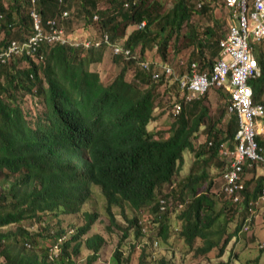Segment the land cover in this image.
I'll list each match as a JSON object with an SVG mask.
<instances>
[{"label":"trees","instance_id":"obj_1","mask_svg":"<svg viewBox=\"0 0 264 264\" xmlns=\"http://www.w3.org/2000/svg\"><path fill=\"white\" fill-rule=\"evenodd\" d=\"M67 1L59 4L56 0H41L38 4L41 18L66 8L68 15L63 27L69 33L71 16L81 15L91 20L95 13L100 28L110 31L106 33L111 41L121 35L120 27L125 30L128 25H139L142 21L145 25L131 30L123 44L136 55L134 59L111 56L115 72L107 84L101 82L97 71L89 68L90 64L107 58L104 43L85 49L42 41L31 54H11L0 63V264H80L82 247L91 251L85 255L84 264L95 261L104 238L99 233L83 236L99 216L97 211H88L96 191L104 197L103 211L110 224L121 228L116 223L119 214L127 223L122 237H127L130 230L133 232L130 245L133 251L140 248L136 239L146 237L142 230L146 229L143 213L147 209L151 210L152 222L158 225V235L164 242L173 229L195 255L217 248L216 257L220 258L232 235L242 228L248 216L245 212L250 213L249 202L259 201L264 175L257 172L255 165H244L240 174L244 186L240 201L244 206L239 205L240 201L222 199L219 186L214 187V184L220 185L224 167L220 145L224 141L231 145L237 129L235 114L226 113L229 104L226 93L220 87L210 86L203 95L185 102L178 95L175 80L171 89L176 88L180 113L172 116L167 129L150 130L147 126L154 120V109L159 104L155 85L165 78L164 69L149 63L145 70L135 62L146 59L144 51L155 41L157 54L178 76L189 74L191 63L196 64L198 71L208 70L219 58L218 40L225 31V21L211 18V3L203 0H173L172 6L163 13H156V4L150 0H141L128 8L123 7L121 0H106L102 9L97 5L100 0H74L77 1L75 8L81 5L75 11L67 6ZM219 1L225 4L224 0ZM0 7L1 51L11 37L22 42L32 29L26 0H0ZM227 13L225 7L224 15ZM180 35L191 50L174 66L170 62L172 54H177L174 45ZM257 58L262 74L250 81L254 101L260 96L264 100L262 46L258 47ZM129 69H133L131 79L126 78ZM155 72L159 73L156 80L152 77ZM25 95L35 97L43 108L33 114L25 109L22 104ZM218 99L223 100L221 107ZM200 128L204 130V141L194 145ZM256 140L264 146V135H256ZM185 150L193 152L194 161L179 181V197L175 199L184 204L169 212L174 215L172 221L167 218L169 214H161L156 200L160 191L161 195L166 194L163 187L171 185ZM212 159L220 168L214 179L206 169ZM174 186L166 189L173 196ZM259 210H264V202ZM236 213L241 216L238 225L221 241V229L215 227L220 228V219L226 223ZM61 215H79L84 222L72 231L71 228L53 229ZM260 217L264 221V214ZM31 223L38 224L36 231L31 229ZM38 240L45 242L43 249L26 248L38 245ZM54 244L58 246L59 258L49 261V249ZM119 245L113 251L112 264H131L129 255L124 257ZM147 249L148 245L143 244L136 264L150 261L173 264L165 255L153 258ZM194 264L231 262L218 259L213 263ZM245 264L264 262L255 258Z\"/></svg>","mask_w":264,"mask_h":264},{"label":"rangeland","instance_id":"obj_2","mask_svg":"<svg viewBox=\"0 0 264 264\" xmlns=\"http://www.w3.org/2000/svg\"><path fill=\"white\" fill-rule=\"evenodd\" d=\"M203 1H208V3H211V5L209 4L210 5L209 6L210 7L209 16L211 18L217 17L219 19H223L225 23L227 22V14L226 16L224 15L225 4L223 5V3H221L220 1L218 2V0H203ZM121 2L123 5V0H121ZM150 2H153L154 4H156L154 8V11L156 13H163L172 6L173 0H150ZM97 3H98L97 4L98 9H102V8H105L107 1L100 0ZM138 3L134 5H137ZM67 6L69 8L71 6L73 11H75V10H78L81 5L78 8H75L77 6V1L68 0ZM123 7L125 6L123 5ZM221 9H223L222 14H221ZM56 11L58 12L57 9ZM93 15H92L91 20H86L81 15L76 16V18L71 16L72 18L71 26L72 27L70 26L67 30L70 33V36L68 35L69 33H66L65 29H64V36L68 41L66 43H70V44L81 43L86 40H90L94 42V45L96 47L100 46L102 43L106 44L105 52H106L107 58L103 59V61H101L100 63L90 64L89 68L91 70L97 71L101 82L107 84L109 83L112 75L115 72L114 70L115 66L113 62L111 61V56H113V54L122 56L121 54H115L113 52L112 44H118L120 46L125 47L123 44H124L126 36L130 33L131 30L135 29L136 27L142 28L145 25V22L142 21L143 25L141 24L142 22L139 25L130 24L125 28V30L122 27H120L119 32L121 35L116 37L114 41H111L108 36L110 31L107 30L108 31V34H107L106 30L101 29L98 21H95L93 19ZM184 31H185V27L181 30V34L184 33ZM105 37H106V41H105ZM13 40L19 42V39L16 37H11V41ZM155 43L156 42L154 41L151 47H148L149 49H145L144 57L146 58L147 62L155 61L157 63H164L160 55L157 54L158 50L156 49ZM170 44L171 45L173 44L172 40L170 41ZM175 49L177 51V54L175 56L174 54H172V61L170 62L174 66L178 59L182 60L183 58L184 59L186 58V56L189 54L191 50V47L184 40V37L180 35L174 45V50ZM129 50H130V53L132 54V51L130 48ZM135 50L137 51L136 53L138 54L139 49L136 48ZM4 61H2V58H0V63H4ZM135 63H136L135 64L136 66L143 69V67L141 66V61L138 60ZM21 65L24 66L23 63H21ZM132 74H133V69H129L126 72V78L131 79ZM163 80L161 82H156V85H155L156 102H158L159 104L154 109V116H155L154 120L151 121L147 126V128L150 130H159V129L165 130L170 126V122L173 120L172 116L169 113V105H170V102L173 101L175 92L177 91L175 90L176 88L171 89V85H174L172 84L173 78L171 76L169 77V75L167 74ZM261 97L262 96H260V98ZM219 100L220 99L216 101L219 104L218 106L221 107L223 105V100H221V102ZM22 104L24 105V108L25 109L28 108L32 114L35 111H39L41 110V108H43V104L31 95L23 96ZM214 115H216V113H214ZM202 129L203 128H200L197 136L194 138V145H198L204 141L205 134H204V130ZM259 132H260L259 135H264V128H261V129L259 128ZM193 161H194L193 152L191 150H185L183 153V161L179 164L178 173L172 178V182H176L174 186V191H175L174 196L175 197L176 196L179 197V183L181 182L182 179H184V177L189 172L190 166ZM197 168L199 171L200 165H198ZM206 169L212 179H214L217 176L220 170V168L217 167V164L214 161V159L211 160L210 165L207 166ZM257 169L259 173L263 172L261 168H257ZM165 186L167 188L168 185L165 184ZM214 186L217 187L216 184H214ZM213 191L215 190L213 189ZM160 193L161 191L158 194ZM223 198L227 199L225 195H223L222 199ZM103 205H104V197L102 194H100V192L96 191L95 197L93 199H90V202L88 204V211L89 210L97 211L99 212V216H98V219L91 225L90 230L83 236V238L88 237L94 233H99L103 236L104 242L98 251L96 260L91 262L90 264H112L113 263L112 254H113L115 247L117 246V243H120L119 247L123 251L124 257L126 255H129L131 264H136V256L140 252V248H142L143 244L148 245L149 249H147V251L152 254L153 258L154 257L157 258L160 255H165L167 258H170L173 261V264H194L199 261L213 263L218 259H222V260L230 259L231 264H245L246 261L255 259V258H258L260 263L264 262V221H262V217H260L264 214V211H258V213H254L253 216H256L254 219V222L252 224H249V223L247 224L248 229L246 231L241 232L239 234L238 233L233 234L224 250L223 255L220 258H217L216 257L217 248L212 249L210 252L204 255H195L194 251L186 247L183 240L178 236V234L175 233L173 229L169 232L170 236L164 242L161 239V237H159L158 235V231H159L158 225L152 222L153 216L151 215V210L148 211L147 209L143 213V218L146 220L145 222V228H146L145 236L146 237H140L139 239H136V240H139L138 243H139L140 248L138 247L135 251H133V249L130 248V245L133 243V232L130 230L128 236L123 238L122 237L123 227H125L127 223L123 220V218L119 214H117L116 223L121 228H118L115 225L110 224L109 219L106 217L103 211ZM218 205L220 206V204ZM239 205L244 206L243 202L241 201L239 202ZM236 214L233 215L234 218L231 221H228L226 223L223 219H220L219 220V223L221 224L220 228L219 226L215 227V229H219V231L221 229L220 231V233L222 232L220 234L221 241L228 234L232 233L234 231V228L238 225L239 223L238 219L241 218V216H239L238 213ZM246 215H250V214L245 212V216ZM173 217H174L173 214L167 215L168 220L173 221ZM58 219L60 222L56 226H52L53 229L58 228V227L65 228V229L75 228V227H79L84 222L83 218L79 215H68V216L61 215L59 216ZM49 223H52V222H49ZM32 225L33 226H31V229L36 231L38 229L37 228L38 224L33 223ZM43 240L46 241L47 240L46 237H44ZM38 242H39L38 245H32V247H26V248L29 249V251L30 250L40 251L41 249H43V247H45V242L39 241V240ZM196 244H198V242ZM260 245H263V249L259 248ZM25 246L26 245H24V248ZM26 248L25 250H27ZM144 248H147V247L145 246ZM90 252L91 251L85 249L84 247L81 248V255L79 258L80 264L85 263L86 261L85 255L89 254ZM149 264H155V262L150 261Z\"/></svg>","mask_w":264,"mask_h":264},{"label":"built area","instance_id":"obj_3","mask_svg":"<svg viewBox=\"0 0 264 264\" xmlns=\"http://www.w3.org/2000/svg\"><path fill=\"white\" fill-rule=\"evenodd\" d=\"M27 1L31 34L22 42L11 41L0 52L2 61L10 54L24 52L29 55L42 41L68 42L64 36V28L55 18L42 20L37 8L41 0ZM56 1L61 3L63 0ZM139 1L141 0H123V5L130 7ZM224 2L228 15L225 32L219 40L220 58L212 64L210 70L201 72L197 70L195 63H191L189 74L175 78L184 101L203 95L210 86L221 87L228 94L230 103L227 110L237 115L238 127L232 146L221 144L222 154L227 162L222 175V191L232 196L233 201H237L239 191L242 189L240 172L243 165L258 164L264 169V147L255 139V134L258 132L257 118L264 116V102L252 101V91L248 84V80L259 74L257 62L253 57V46L264 38V0H224ZM1 16L0 12V18ZM60 16L66 17L67 11L63 10ZM93 18L96 19L97 15L95 14ZM141 24L143 25V22ZM88 45L89 42L84 43V46ZM112 49L115 54H121L125 58L132 57L129 48L112 44ZM141 66L147 69L149 63L141 61ZM163 68L169 77L174 75L173 69L168 65L165 64ZM153 77H157V74H153ZM180 108L181 105L176 100L171 105V112L177 114ZM182 204L180 201H174L170 196H162L158 200L159 210L163 212L171 211L174 207L180 208ZM246 228L245 226L244 229ZM57 253L58 246L54 244L49 249V258H53Z\"/></svg>","mask_w":264,"mask_h":264},{"label":"clouds","instance_id":"obj_4","mask_svg":"<svg viewBox=\"0 0 264 264\" xmlns=\"http://www.w3.org/2000/svg\"><path fill=\"white\" fill-rule=\"evenodd\" d=\"M27 1V0H26ZM199 1H202V0H199ZM28 2V1H27ZM63 3V1L61 2V3H59V4H62ZM201 3V2H200ZM225 3V2H224ZM29 4V3H28ZM225 7H226V5H225ZM37 8H38V5H37ZM227 8V7H226ZM29 10V9H28ZM63 10H66V11H68L66 8L65 9H62L60 12H57V13H55L54 15H51V16H49V17H47L46 19H48V18H55L56 19V21H57V23L60 25V26H62L63 27V21L66 19V17H61L60 15H61V12L63 11ZM67 15H68V12H67ZM95 15V14H94ZM93 15V16H94ZM97 15V14H96ZM227 15H228V13H227ZM46 19H42V20H46ZM94 19V18H93ZM97 19H98V15H97V18L96 19H94L95 21H97ZM30 21H31V18H30ZM225 29H226V23H225ZM64 28V27H63ZM225 32V31H224ZM224 34V33H223ZM222 37V36H221ZM220 37V38H221ZM220 38H219V40H220ZM219 40H218V46H219ZM262 41H264V38L262 39V40H260L259 42H257V43H255L254 44V46H253V57L255 58V60H256V62H257V65H258V71H259V74L257 75V77H255V78H252V79H250V80H248V84H249V86H250V88H251V91L253 90V87H252V84L250 83V81H252V80H254V79H256V78H258L261 74H262V68H261V65H260V63H259V59L257 58V50H258V47L259 46H262L263 48H264V45H260V43L262 42ZM85 42H89V45L88 46H84V43ZM59 43V42H58ZM59 44H69V45H71V46H74V47H81V48H89V47H96L95 45H94V42H92V41H90V40H86V41H83V42H81V43H77V44H70V43H59ZM99 45H100V43H99ZM131 56L132 57H129V58H126V59H134L135 57H136V55H134V53H132L131 54ZM220 47H219V58H220ZM125 58V57H124ZM219 58H217V59H219ZM180 60V59H179ZM177 60L179 63H181L182 61L180 60ZM183 60V59H182ZM142 61H146V59H144V60H142ZM216 61V60H215ZM214 61V62H215ZM213 62V63H214ZM148 63H154L157 67H161L162 69H164L163 68V66L166 64V65H168V63H166V62H164V63H157V62H155V61H149ZM212 63V64H213ZM169 67H171L172 69H173V71H174V75H171V77L173 78V81H175L176 80V78H174V76L175 77H179L177 74H176V72H175V70H174V68L172 67V66H170V65H168ZM190 66H191V64H190ZM212 66V65H211ZM144 69V68H143ZM148 69V68H147ZM147 69H145V70H147ZM208 70H210V69H208ZM202 71H205V70H202ZM199 72H201V71H199ZM154 74H157V76H159V73L158 72H155ZM164 76H166V74H165V72H164V74H163ZM152 77H153V74H152ZM153 79H157V77H153ZM176 82H177V80H176ZM177 87H178V85H177ZM221 88V87H220ZM178 89V88H177ZM223 89V88H222ZM264 89V88H263ZM225 92V91H224ZM253 92L254 91H252V96H251V98H252V101L255 103V102H261V103H263L264 102V100H262L260 97H259V100L258 101H254L253 100ZM226 93V92H225ZM178 95L180 96V97H182V94L180 93V91H179V89H178ZM226 95H227V98H228V100H229V97H228V94L226 93ZM199 97V96H198ZM195 99V98H194ZM176 101V97H175V95H174V99H173V101L172 102H170V105H169V113H170V115L171 116H174V115H177V114H179L180 113V110H181V108H180V110H179V112L177 113V114H173L172 112H171V105H172V103L173 102H175ZM186 102V101H185ZM229 103H230V100H229ZM229 105V104H228ZM228 105H227V108H228ZM227 108H226V113L227 114H235L234 112H228V110H227ZM235 116L237 117V115L235 114ZM264 117V116H263ZM263 117H260V118H257V122H256V128L258 129V132L255 134V139H256V135H258L260 132H259V128L261 129V128H264V120H263ZM237 127H238V125H237ZM235 133H236V131H235ZM235 133H234V135H235ZM234 135H233V137H234ZM233 137H232V140H233ZM232 140H231V145L228 143V141H224L223 143H225L227 146H232ZM257 141V140H256ZM223 143H221V144H223ZM221 146V145H220ZM262 146V145H261ZM264 147V146H263ZM220 155H221V157H222V159H223V161H224V167H223V170H222V174H221V180L219 181V183H220V185H217V186H219V189H220V191H221V193L223 194V195H225L226 197H227V200L229 199L231 202H236V201H233V199H232V196H229V195H226L223 191H222V185H223V177H222V175H223V171L225 170V168H226V166H227V162H226V159H225V157L223 156V154H222V148H221V153H220ZM244 165H246V166H248L247 164H244ZM244 165H243V168H244ZM253 165H255L256 166V169L257 168H261L262 169V171L263 172H261V173H259L258 172V169H257V172L259 173V174H263L264 175V169L260 166V165H258V164H252L251 166H248V167H252ZM243 168H242V170H241V172H240V174L242 173V171H243ZM240 182L242 183V181L240 180ZM176 184V182H172L171 183V185H168L171 189L173 188V186ZM263 185H264V182H263ZM262 185V187H261V193H260V199H259V201H257V202H255V203H252V202H249L250 203V205H251V209H250V215H252V216H250V215H248V216H246L245 218H244V221H243V223H242V228H240L239 229V231H238V234L239 233H241V232H244V231H246L247 229H248V227H247V224L249 223V224H252L253 222H254V219H255V217L256 216H253L254 215V213H258V211H262V210H259V207H260V205H261V203L262 202H264V186ZM215 187V186H214ZM243 183H242V189L239 191V199L237 200V201H240V199L242 198V191H243ZM166 188V186L164 185V187H163V193H165L166 192V194H163V195H161V194H159L158 196H157V206H158V210H159V205H158V200H159V198L160 197H162V196H170V197H172L173 198V200L174 201H180V202H182L180 199H175V196H173L172 194H168L167 193V188ZM183 203V202H182ZM184 204V203H183ZM183 204H182V207H183ZM182 207H180V208H182ZM180 208H177V209H180ZM173 209H176V207H174ZM172 209V210H173ZM172 210L171 211H160L161 212V214H163V213H165V214H170L169 212H172ZM264 211V210H263ZM247 227L246 229H244V227ZM73 230V228H71V230L70 231H72ZM143 232H144V234L146 233V229H143L142 230ZM260 247H263V245H260L259 246V248ZM59 258V252L57 253V255L56 256H54L53 258H49V254H48V260L49 261H55V260H57Z\"/></svg>","mask_w":264,"mask_h":264},{"label":"crops","instance_id":"obj_5","mask_svg":"<svg viewBox=\"0 0 264 264\" xmlns=\"http://www.w3.org/2000/svg\"><path fill=\"white\" fill-rule=\"evenodd\" d=\"M261 94H264V89H262V93Z\"/></svg>","mask_w":264,"mask_h":264},{"label":"bare ground","instance_id":"obj_6","mask_svg":"<svg viewBox=\"0 0 264 264\" xmlns=\"http://www.w3.org/2000/svg\"><path fill=\"white\" fill-rule=\"evenodd\" d=\"M253 91V90H252ZM237 122H238V117H237ZM236 131H237V129H236Z\"/></svg>","mask_w":264,"mask_h":264}]
</instances>
